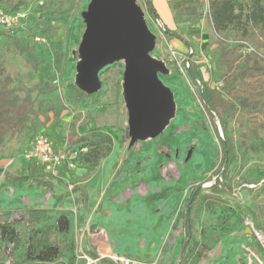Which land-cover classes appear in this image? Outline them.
<instances>
[{
	"label": "rangeland",
	"instance_id": "374dc122",
	"mask_svg": "<svg viewBox=\"0 0 264 264\" xmlns=\"http://www.w3.org/2000/svg\"><path fill=\"white\" fill-rule=\"evenodd\" d=\"M88 2L29 0L24 6L28 14L23 25L13 34L4 33L0 37V65L5 73L14 82L22 81L27 86L39 81L49 83L55 90L47 96L59 97L65 104L64 111L57 119L50 116L36 130L7 134L0 144V161L3 162L0 166V224L27 220L34 207L50 205L48 197L39 192L40 184L48 186V182L40 178L39 165L26 161L22 155L31 135L41 131L51 141L73 146L78 135L102 127L114 135L110 154L95 167L80 161L84 171L74 181H131L136 185H145V192L154 189V185L163 186L160 187L162 190L159 196L163 195L166 205H169L168 201L172 204V199H176L173 214L175 216L180 213L182 217L175 227L184 233L182 255L177 261L181 264H264V253L245 232L250 225L264 232V201L262 196H258L259 187L264 183V137L256 138L259 143L256 150L245 151L237 139V128L230 124L226 135L233 139L235 148L225 172L223 168L215 171L221 162L222 152L218 140L223 131L218 124L215 129L212 118L204 110L199 98V81L191 79L187 74L185 56L188 50L180 52L172 47L163 32L151 24L145 12L146 23L156 36L151 54L162 60L168 68V72L159 74V77L173 93L175 112L160 135L128 146L127 109L122 87L123 62L109 65L100 72L101 86L93 94H85L75 83L78 62L76 50L85 27L81 12L86 9ZM138 3L145 11L142 1L138 0ZM200 15L207 22V32L193 47V52L200 58L196 64L205 63L201 71L197 72L203 81L218 87L223 79L220 75L226 77L243 69L249 53L251 60L255 58L264 63V44H259L263 41L249 38L242 41L245 47L240 50L241 58L231 71L220 74L213 67L209 69L205 58H208L212 45L215 47L222 42L233 47L241 41L230 30L217 34L210 26L208 13L201 9ZM37 34L43 35L47 43L35 44L33 37ZM53 43L59 44L58 49L64 55L61 71L53 67ZM26 46L33 47L37 61H41L38 69H33L27 63L28 54L24 51ZM32 97H35V93H32ZM189 150L191 155L186 160ZM10 159L13 161L5 165ZM19 175H29L30 179L23 185L8 179ZM207 177L212 179L206 181ZM216 180L219 184L214 191L211 186ZM57 182L62 184V194L54 196L57 203L50 208L52 213L49 217L54 218L55 215L69 211L73 213L72 264H82L84 259L80 256L83 253L97 256L86 248L85 243L91 235L105 231L101 226H107L105 218L101 216L106 214L102 211L103 200L97 205V201L90 200L81 188L69 186V183L60 180ZM196 186H199L201 193L212 194L220 200L211 206L209 212L205 211L204 206L196 210L198 231L195 239L190 240L185 234L184 204L190 190ZM45 190L49 191L47 187ZM78 191H81L80 194ZM11 197L18 203L14 208L10 206L13 203ZM25 197L35 198L37 202L30 204L31 200L29 202ZM97 217L101 219L98 221ZM98 222L103 225L99 226ZM136 222L130 221V227ZM15 230L22 235L26 234V223L16 224ZM56 235V232L49 234L51 242ZM116 244L118 249L139 248L122 239L117 240ZM13 252V245L8 238L0 237V264H10ZM103 261L109 262L107 258H102L96 264H103Z\"/></svg>",
	"mask_w": 264,
	"mask_h": 264
},
{
	"label": "trees",
	"instance_id": "16d2710c",
	"mask_svg": "<svg viewBox=\"0 0 264 264\" xmlns=\"http://www.w3.org/2000/svg\"><path fill=\"white\" fill-rule=\"evenodd\" d=\"M29 0H0V7L6 11L14 12L24 8ZM138 1V0H137ZM147 14L154 20L158 17L150 1L141 0ZM200 4L194 2L183 9H175L174 18L180 20V16L188 13L197 16V7ZM208 17L214 32L220 34L233 31L240 39L233 47L220 42L214 48L209 49L208 59L217 73L231 71L241 58V49L245 46L242 41L253 38L257 42H264V0H208ZM164 35L181 38L180 35L160 25ZM186 54L187 74L191 79L200 82L199 98L206 113L212 118L214 127H221L223 135L219 136L221 148V162L216 170L223 168V172L229 165L230 155L233 153L235 143L226 135L230 124L237 128V136L240 147L245 151H254L258 147V136L264 137V63L247 54V63L238 72H232L229 76L221 74L222 84L219 87L211 86L198 75V67L194 64V52L191 45ZM260 42V46L264 43ZM58 43H53L55 50L52 54L53 67L61 71L63 66V53L58 49ZM27 63L38 69L41 61L37 57L33 47L26 46ZM55 88L45 81H39L31 86L22 81L14 82L5 73L0 65V144L7 134L21 133L24 130H36L42 127L50 117L58 118L65 109V104L59 97L47 96ZM35 93V97H32ZM39 96H43L39 98ZM38 131V130H37ZM36 131V132H37ZM40 132V131H39ZM36 134V133H35ZM27 141L30 143L33 136ZM113 133L105 128L90 129L77 136L73 143L76 147H87L80 161H86L92 166H97L101 159L108 156L112 149ZM16 184H23L29 176L8 177ZM212 178L207 177L206 181ZM218 180L211 187L215 191ZM258 196L264 201V183L259 187ZM217 197L212 194L201 193L199 186L194 187L186 202L185 234L190 240L195 239L197 209L204 206L209 212ZM52 211L46 209H31L27 220H14L0 224V237H7L13 245V258L10 264H67L74 261V215L71 211L66 214L49 217ZM25 222L27 233L22 235L15 230V225ZM56 232L53 242L49 234ZM258 248V247H257ZM181 264V262H178Z\"/></svg>",
	"mask_w": 264,
	"mask_h": 264
},
{
	"label": "crops",
	"instance_id": "0c3cea01",
	"mask_svg": "<svg viewBox=\"0 0 264 264\" xmlns=\"http://www.w3.org/2000/svg\"><path fill=\"white\" fill-rule=\"evenodd\" d=\"M148 1H150L158 17V21H156L147 14L151 24L160 31V25H163L167 29L180 35L181 38L169 37L165 35L167 37V42L178 51L186 52L185 50H189V46L185 44L184 41L188 42L193 50V47L199 42V39L206 34L207 22H205V19H203L200 15L201 9L204 10V0ZM194 2L200 4V6L196 9L198 15L194 16L192 14L185 13L180 16L179 21H176L174 18L175 9H183L192 5ZM210 26L212 28L211 22ZM212 48H214V45L210 47V49ZM193 57L195 58L194 64L198 67L197 71L200 72L201 68H203V64L205 63L202 64L201 62L200 64H196L197 60L200 58H198L195 54ZM52 143L53 146L59 150L65 145L63 142L56 143L52 141ZM73 146H75V144H73ZM2 163L3 162L0 161V166ZM39 170L41 175L40 178H42L43 181L48 182V186L40 184L39 192H43L44 195L48 197V204L50 205H45L41 208H34L46 209L50 211V208L54 207L57 203L56 197L62 194V184L57 182L59 180L69 183V186L74 185L75 187L77 186L78 188H81L82 192H85L90 200L97 201V205L100 200H103L102 211L106 214L101 216L105 218L104 221L107 226L102 227L101 225L103 224L98 222V225L101 226L100 228L105 229V231L103 233L98 232L97 234L89 237V241L85 243V246L90 252L97 255L119 254L131 257L134 256V258L137 257L136 259L148 262L154 261L156 264H178L177 261L182 255L184 233H182L181 230H177L175 227L176 223L181 221L182 217L179 215L180 213L175 214V216L173 214L177 205L176 199H172V204L168 201L169 205H166V199L162 197L163 195L159 196L162 190L160 189L161 186L159 184L155 183L157 185H154V189L145 192V185H136L131 181L110 180L106 183L98 180L74 181V179H78L81 172L84 171L79 161L76 164V167L72 170L61 166L55 175H49L43 172L40 166ZM45 187L49 190L48 192H46ZM99 188L104 190H98ZM107 188H111V190L108 191L109 189L107 190ZM161 188H163V186ZM80 192L78 191V194H80ZM170 192H174V190H171ZM165 193L168 194V192ZM130 194H133V196H129ZM126 195H128V197H126ZM11 198L13 203L10 206L14 208L18 203L15 201V198ZM25 198L27 201L31 200V202L29 201L30 204L37 202V199L35 198ZM130 199H132V202H130ZM186 202L184 204L185 213L183 220H186ZM55 209H57V207ZM97 218L98 221L101 219L99 217ZM130 221H137L136 223L138 225L136 226L135 223V225L130 227ZM140 222L142 225H140ZM196 229L198 231L197 218ZM245 232H248L247 228L245 229ZM121 239L126 243L135 244L139 248L133 250H130L129 248L118 249L116 241ZM203 255L205 256L204 253ZM65 262L67 264L73 263H69L68 261ZM103 264L113 263L110 261H103Z\"/></svg>",
	"mask_w": 264,
	"mask_h": 264
},
{
	"label": "water",
	"instance_id": "95a60500",
	"mask_svg": "<svg viewBox=\"0 0 264 264\" xmlns=\"http://www.w3.org/2000/svg\"><path fill=\"white\" fill-rule=\"evenodd\" d=\"M81 17L85 27L76 50L77 87L85 94L97 92L100 72L123 62L128 146L157 137L173 117L175 102L159 77L168 68L151 54L156 36L146 23L144 9L137 0H89ZM190 155L189 150L186 160Z\"/></svg>",
	"mask_w": 264,
	"mask_h": 264
},
{
	"label": "built area",
	"instance_id": "2783aa9c",
	"mask_svg": "<svg viewBox=\"0 0 264 264\" xmlns=\"http://www.w3.org/2000/svg\"><path fill=\"white\" fill-rule=\"evenodd\" d=\"M203 2L204 11L207 12L208 0H204ZM27 14L28 11L25 8L14 12H9L3 7H0V37L4 33L13 34L23 25V22L27 18ZM33 42L35 44L47 43L46 38L41 34L35 35L33 37ZM205 59L206 63L208 64V68L211 69L213 65L209 62L208 58ZM185 64L187 68L188 62L186 63V56ZM87 150V147L78 148L76 146H71L68 143H66L60 150L56 149L53 146L50 138L45 133L40 131L33 136L30 143L24 148L22 155L26 161L36 162L42 168L43 172L49 175H55L61 166H64L69 170L74 169L80 157L86 153ZM12 161V159L8 160L5 165L10 164ZM248 229H250L249 235L251 236L252 240L264 253V232H262L260 229L254 228L252 225H250ZM80 257L84 259L82 264H96L102 258H107L113 264H156L154 261H142L131 256L119 254H99L94 257L87 253H83Z\"/></svg>",
	"mask_w": 264,
	"mask_h": 264
}]
</instances>
